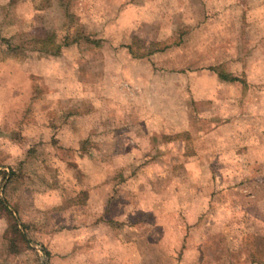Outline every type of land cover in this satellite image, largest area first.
Wrapping results in <instances>:
<instances>
[{
    "label": "rangeland",
    "instance_id": "374dc122",
    "mask_svg": "<svg viewBox=\"0 0 264 264\" xmlns=\"http://www.w3.org/2000/svg\"><path fill=\"white\" fill-rule=\"evenodd\" d=\"M196 68L264 123V0H0V264H264L261 152L194 133Z\"/></svg>",
    "mask_w": 264,
    "mask_h": 264
},
{
    "label": "crops",
    "instance_id": "0c3cea01",
    "mask_svg": "<svg viewBox=\"0 0 264 264\" xmlns=\"http://www.w3.org/2000/svg\"><path fill=\"white\" fill-rule=\"evenodd\" d=\"M190 79L189 86L185 85V87H188L191 103H208L216 108L219 114L233 110L241 113L239 112L240 107H230V104H233L235 100V97H231L230 94V90H234L231 82L221 81L208 68L198 70L196 68L191 72ZM226 116H228L227 120H224ZM218 117L222 119L221 123H213ZM192 118L205 123L204 128L193 127V131L209 147V151L213 153L215 150L216 154H220L218 160L216 159L218 162L224 165V162L228 161L225 155L231 151L234 154L239 153L236 163H238V158L245 160V154L258 151L261 154L257 160L255 159V166L257 169L264 167V123L262 118L257 115L242 114L192 115ZM86 192V200H88L90 194L88 191Z\"/></svg>",
    "mask_w": 264,
    "mask_h": 264
},
{
    "label": "trees",
    "instance_id": "16d2710c",
    "mask_svg": "<svg viewBox=\"0 0 264 264\" xmlns=\"http://www.w3.org/2000/svg\"><path fill=\"white\" fill-rule=\"evenodd\" d=\"M44 52H46V49ZM221 79L223 80H228V81H234L235 79L233 78H228L225 75H221L220 76ZM0 174H3V177H5L7 175V173L5 172H1ZM17 171L16 169L10 167L9 168V180L8 183H10V181L13 180L14 177H16ZM6 187V186H5ZM86 199H87V192L86 191H81V193H79L75 199H69L64 201L63 206H84L86 203ZM15 211L17 212V214L19 213L17 207L15 205H11ZM0 213H4V214H8L9 216L12 217V213L9 210V207H7L1 200H0ZM26 230V229H25ZM27 235V237L25 236ZM22 233L16 223V220L12 218V223H10L8 226H5L3 231H2V238L5 241L6 244V250L8 254H13L14 256H19L21 254H23L26 251L29 252H35L30 246H29V242H32V240L28 237V234ZM28 238V239H27ZM43 251L45 252V254L47 256H49L50 254L46 251V249H43ZM19 262V261H18ZM17 264H21L20 262Z\"/></svg>",
    "mask_w": 264,
    "mask_h": 264
}]
</instances>
